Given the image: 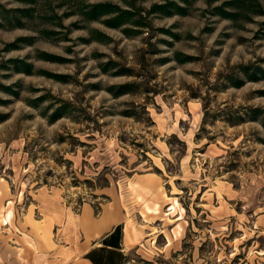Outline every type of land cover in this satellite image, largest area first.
<instances>
[{"label": "rangeland", "instance_id": "374dc122", "mask_svg": "<svg viewBox=\"0 0 264 264\" xmlns=\"http://www.w3.org/2000/svg\"><path fill=\"white\" fill-rule=\"evenodd\" d=\"M262 59L264 0H0V264L107 204L130 264H264Z\"/></svg>", "mask_w": 264, "mask_h": 264}, {"label": "crops", "instance_id": "0c3cea01", "mask_svg": "<svg viewBox=\"0 0 264 264\" xmlns=\"http://www.w3.org/2000/svg\"><path fill=\"white\" fill-rule=\"evenodd\" d=\"M125 221V213L116 204L103 205L98 215L90 206L82 208L78 222L83 236L77 243L64 245V250L57 254V262L130 264L126 245H132V236L126 226L123 229Z\"/></svg>", "mask_w": 264, "mask_h": 264}, {"label": "trees", "instance_id": "16d2710c", "mask_svg": "<svg viewBox=\"0 0 264 264\" xmlns=\"http://www.w3.org/2000/svg\"><path fill=\"white\" fill-rule=\"evenodd\" d=\"M238 2H240L241 0H237ZM92 8V16H90L91 19H94L100 15H106V14H111L114 12V10L110 7H108L107 4H96L94 6H91ZM125 13V12H122ZM121 16V13L119 15V17H116L113 20H118ZM121 24V22H116V23H112L113 26H119ZM48 61H54L53 57H50V59H46ZM263 61V65H256V64H252L250 66H240V71L242 72V79L237 81L234 85V87H240L243 85V81L245 80L246 82H255L258 80H264V68L262 66H264V59H262ZM20 64H22V68L20 69L19 67L17 68L18 72L24 73V74H30L31 70H30V64L26 63V62H21ZM129 85H122L121 88L124 89V91L122 90L121 94H125L128 93L129 91H127V88ZM253 112L255 114V118H257L256 116L259 115L260 109L258 108H254ZM60 116L55 115L53 116V118L51 119V122H54L55 120L59 119Z\"/></svg>", "mask_w": 264, "mask_h": 264}]
</instances>
